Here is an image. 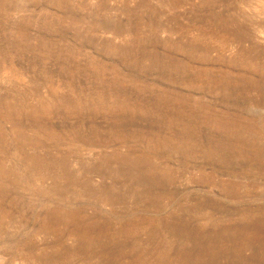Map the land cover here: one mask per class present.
<instances>
[{
	"label": "rangeland",
	"instance_id": "rangeland-1",
	"mask_svg": "<svg viewBox=\"0 0 264 264\" xmlns=\"http://www.w3.org/2000/svg\"><path fill=\"white\" fill-rule=\"evenodd\" d=\"M262 2L0 0V264H264Z\"/></svg>",
	"mask_w": 264,
	"mask_h": 264
},
{
	"label": "bare ground",
	"instance_id": "bare-ground-1",
	"mask_svg": "<svg viewBox=\"0 0 264 264\" xmlns=\"http://www.w3.org/2000/svg\"><path fill=\"white\" fill-rule=\"evenodd\" d=\"M263 3V2H262ZM264 4V3H263ZM248 5V4H247ZM259 10V9H258ZM261 10V9H260ZM262 12V11H261Z\"/></svg>",
	"mask_w": 264,
	"mask_h": 264
}]
</instances>
